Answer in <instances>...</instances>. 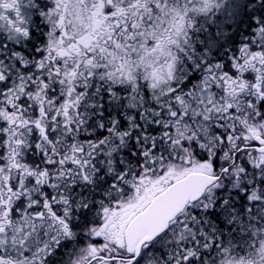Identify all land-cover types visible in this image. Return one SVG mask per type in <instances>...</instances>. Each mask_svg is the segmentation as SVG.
Returning a JSON list of instances; mask_svg holds the SVG:
<instances>
[{"label":"snow or ice","instance_id":"obj_1","mask_svg":"<svg viewBox=\"0 0 264 264\" xmlns=\"http://www.w3.org/2000/svg\"><path fill=\"white\" fill-rule=\"evenodd\" d=\"M0 264H264V0H0Z\"/></svg>","mask_w":264,"mask_h":264}]
</instances>
